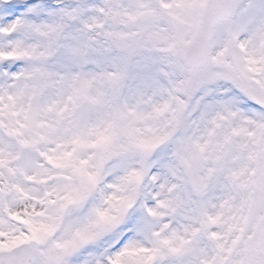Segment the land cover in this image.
I'll return each instance as SVG.
<instances>
[{
    "label": "snow or ice",
    "instance_id": "obj_1",
    "mask_svg": "<svg viewBox=\"0 0 264 264\" xmlns=\"http://www.w3.org/2000/svg\"><path fill=\"white\" fill-rule=\"evenodd\" d=\"M0 264H264V0H0Z\"/></svg>",
    "mask_w": 264,
    "mask_h": 264
}]
</instances>
